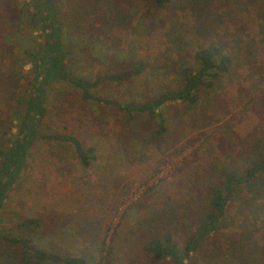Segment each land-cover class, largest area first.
<instances>
[{"label":"rangeland","instance_id":"obj_1","mask_svg":"<svg viewBox=\"0 0 264 264\" xmlns=\"http://www.w3.org/2000/svg\"><path fill=\"white\" fill-rule=\"evenodd\" d=\"M29 2L0 0V148L17 134L2 105L12 88L29 94L31 68L22 64L16 70L13 59L21 49L2 39ZM56 2L71 71L92 78L145 64L139 77L102 83L95 91L101 98L143 103L177 89L182 69L193 67L194 52L210 41L225 46L232 69L213 89L201 91L194 106L171 102L157 117L130 116L84 100L67 84L51 86L47 129L94 148L96 160L83 168L71 144L35 142L7 197L0 233L24 236L58 255L83 256L87 264H170L147 252L152 237L170 232L181 247L208 210L210 187L224 171L248 167L263 149L264 0H170L163 9L151 0ZM11 71L20 78L10 79ZM253 200L240 191L228 204L222 228L187 263L264 260V195ZM29 218L40 220V228L18 231ZM0 250L10 251L6 245Z\"/></svg>","mask_w":264,"mask_h":264},{"label":"trees","instance_id":"obj_2","mask_svg":"<svg viewBox=\"0 0 264 264\" xmlns=\"http://www.w3.org/2000/svg\"><path fill=\"white\" fill-rule=\"evenodd\" d=\"M151 1L159 9L167 7L170 3V0ZM198 3L196 1V4ZM0 20L2 22V18ZM65 35L66 27L61 20L56 0H30L22 11L16 14V18L11 19L7 34L2 39L5 45L12 47L11 49H21V55L13 59L16 70H21L22 64H28L31 68L27 77L29 94L17 92L16 88H12L10 97L2 105L7 111L10 126L17 129V134L7 147L0 148V226L3 223L2 213L7 197L20 179L35 142L56 141L71 144L83 168H88L96 160L94 148L84 147L73 136L47 129V99L51 86L58 83L67 84L79 91L84 100L113 107L130 116L145 114L157 117L158 110L171 102L194 106L201 91L213 89L232 69L233 59L225 46L214 41L206 42L194 52L193 67L182 69L180 87L162 90L143 103H120L101 98L95 91L105 82L122 83L139 77L146 69L145 64L138 61L132 63L128 69L116 73L86 78L71 71L68 66L69 52ZM15 75L20 78L19 71H11L9 78H15ZM15 82L18 83V80ZM157 125L156 133L163 134L165 129L162 116H159ZM242 190L250 193L254 200L259 199V194L264 195V146L262 151L248 162V167L243 170L224 171L221 179L210 187L208 210L201 214L198 224L181 247L170 232L157 233L149 241L147 252L156 262L188 264L191 255L222 228L229 202ZM29 228L39 229L40 220L25 219L17 226L18 231ZM4 245L10 251L0 250V258L12 259L15 264H87L82 257L46 252L24 236L11 237L0 233V247ZM0 264L5 263L0 260ZM258 264H264V260Z\"/></svg>","mask_w":264,"mask_h":264},{"label":"crops","instance_id":"obj_3","mask_svg":"<svg viewBox=\"0 0 264 264\" xmlns=\"http://www.w3.org/2000/svg\"><path fill=\"white\" fill-rule=\"evenodd\" d=\"M29 219H32V218H29ZM69 241H74V240H69ZM60 246H61V245H60ZM36 247H37V246H36ZM40 249H43V250H45L46 252L52 253V251H50V250L47 251V250L44 249V248H40ZM54 254H56V253H54ZM62 256H75V257H82V258H84L83 256L75 255V254H74V255H71V254H70V255H65V254H64V255H62ZM84 259H85V258H84Z\"/></svg>","mask_w":264,"mask_h":264}]
</instances>
